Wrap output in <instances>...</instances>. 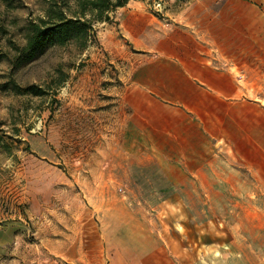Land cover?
<instances>
[{"label": "rangeland", "instance_id": "rangeland-1", "mask_svg": "<svg viewBox=\"0 0 264 264\" xmlns=\"http://www.w3.org/2000/svg\"><path fill=\"white\" fill-rule=\"evenodd\" d=\"M12 1L0 11L8 36L22 43L23 26L43 15L45 0ZM207 10V38L234 31L249 44V62L234 70L240 79L246 68L251 108L234 123L242 134L250 121L252 139L250 156L240 137L217 142L206 133L207 159L198 163L152 145L146 104L133 92L170 74L143 61L152 53L142 49L149 29ZM140 21L146 30L133 41L127 29ZM95 28L96 42L83 50L50 46L13 72L19 86L37 84L43 95L0 86V136L9 150L0 147V264H264V147L257 145L264 139V0H129ZM229 52L204 54L208 65L226 68ZM8 71L0 61V85ZM149 82L160 92V83L170 85ZM205 103L197 111L208 112L190 114L191 122L213 133L227 127L228 114Z\"/></svg>", "mask_w": 264, "mask_h": 264}, {"label": "crops", "instance_id": "crops-1", "mask_svg": "<svg viewBox=\"0 0 264 264\" xmlns=\"http://www.w3.org/2000/svg\"><path fill=\"white\" fill-rule=\"evenodd\" d=\"M206 1L199 0L202 3ZM191 12L193 11L178 13L174 16L177 24L160 27L159 31L152 27L146 34L150 43L142 49L150 50L152 53L147 54V58L143 61L149 66L170 67V74L166 73L167 77L160 79L158 75L148 76L149 80L148 83L146 82V86L150 92L145 90L133 92V94H137L133 98L137 99L136 103L139 106L146 104V111L143 115H146L149 141L151 140L152 145L157 148L162 147L167 155L172 156L179 153V158L183 157L185 161L202 163L207 159L205 155L208 153L206 133L211 138H215L217 142L238 136L245 146L248 142L249 154L247 155L251 156L252 125L250 121L247 123L244 121L242 134H237L234 123L236 114L246 118L251 108V103L246 100V91L248 90V84H246L248 78L244 71L246 68L244 66L240 72V79L234 70L235 66H243L249 62L251 56L250 53H246L249 44L246 45L245 41H236L234 31L231 36L229 32L226 35L222 33L219 40H210L207 36L212 32L208 28L211 25V17L205 16V14L213 11H204L201 16L195 18L190 15ZM196 13L198 12L196 11ZM133 15L136 18L141 17ZM222 17L224 16H218V19L224 24V27H228L230 21H225V19L229 16ZM156 23L155 20L149 22L150 25ZM131 26L130 29H127V33L133 41L138 40L139 35L143 34L147 27H144L141 21L138 22V25ZM208 50L231 51L224 62L226 68H219L216 64L208 65L209 56L204 54ZM236 50L244 51V53L236 54ZM241 80H244V86H241ZM149 81H154L156 84L166 81L170 85L160 83L164 90L160 92V87L155 85V90L152 89L153 84ZM196 82L206 84L207 88L197 85ZM242 98L244 101H241ZM205 99H209L210 104L212 102V106L217 107L215 109L217 113L228 114L227 127L216 129V133L191 122L190 114L200 111L208 112V110L197 111V107L203 109L206 104ZM260 127H264V122L260 123ZM257 145L263 149L264 139H260ZM245 154L246 152L242 155L244 162L250 161V157ZM172 158L175 157L170 159Z\"/></svg>", "mask_w": 264, "mask_h": 264}, {"label": "trees", "instance_id": "trees-1", "mask_svg": "<svg viewBox=\"0 0 264 264\" xmlns=\"http://www.w3.org/2000/svg\"><path fill=\"white\" fill-rule=\"evenodd\" d=\"M129 0H45L43 15L26 22L22 30L23 42H16L8 36L9 29L0 11V39L5 38L0 47V61H5L9 71L1 88L16 94L41 96L45 90L37 84L19 86L12 77L20 66L34 60L50 46L72 45L78 51L96 42L95 23L109 21L110 13L124 6ZM4 11L13 8L12 0H0ZM7 143L0 136V147Z\"/></svg>", "mask_w": 264, "mask_h": 264}]
</instances>
